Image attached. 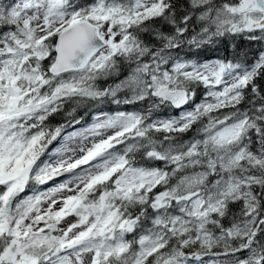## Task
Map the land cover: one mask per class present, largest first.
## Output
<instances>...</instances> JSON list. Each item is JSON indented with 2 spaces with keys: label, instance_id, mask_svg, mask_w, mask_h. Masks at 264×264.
<instances>
[{
  "label": "snow or ice",
  "instance_id": "1",
  "mask_svg": "<svg viewBox=\"0 0 264 264\" xmlns=\"http://www.w3.org/2000/svg\"><path fill=\"white\" fill-rule=\"evenodd\" d=\"M0 264H264V0H0Z\"/></svg>",
  "mask_w": 264,
  "mask_h": 264
},
{
  "label": "trees",
  "instance_id": "2",
  "mask_svg": "<svg viewBox=\"0 0 264 264\" xmlns=\"http://www.w3.org/2000/svg\"><path fill=\"white\" fill-rule=\"evenodd\" d=\"M234 43L239 46L238 49L233 47L232 41H228L226 43L220 44L219 46H210L206 49L201 50L200 58L201 59H210V58L217 59L224 57L231 58L236 51H241V52L247 51L249 52V59L251 60V56L254 53V51L260 47V45L257 44L256 42H250L242 38H237V40ZM104 110L105 111L132 110V108L120 106V108L118 109L116 105H110L105 107ZM81 114H83L82 111ZM86 119H89L90 122V117H87ZM64 120H65L64 112H61L58 115H54L53 117H50L49 124L55 127L56 125L64 123Z\"/></svg>",
  "mask_w": 264,
  "mask_h": 264
},
{
  "label": "rangeland",
  "instance_id": "3",
  "mask_svg": "<svg viewBox=\"0 0 264 264\" xmlns=\"http://www.w3.org/2000/svg\"><path fill=\"white\" fill-rule=\"evenodd\" d=\"M211 59H216V58H210V59H208V60H211ZM71 130V129H70ZM57 182H59V179L57 180ZM50 184H51V182H50Z\"/></svg>",
  "mask_w": 264,
  "mask_h": 264
}]
</instances>
